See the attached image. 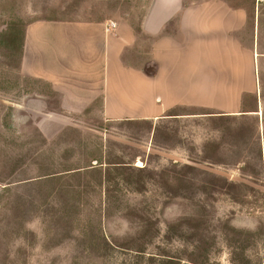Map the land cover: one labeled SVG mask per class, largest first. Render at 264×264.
Wrapping results in <instances>:
<instances>
[{
    "label": "rangeland",
    "instance_id": "374dc122",
    "mask_svg": "<svg viewBox=\"0 0 264 264\" xmlns=\"http://www.w3.org/2000/svg\"><path fill=\"white\" fill-rule=\"evenodd\" d=\"M154 1L0 0V264H264V44L236 116L105 122L22 71L31 25Z\"/></svg>",
    "mask_w": 264,
    "mask_h": 264
},
{
    "label": "crops",
    "instance_id": "0c3cea01",
    "mask_svg": "<svg viewBox=\"0 0 264 264\" xmlns=\"http://www.w3.org/2000/svg\"><path fill=\"white\" fill-rule=\"evenodd\" d=\"M111 24L28 27L22 71L51 90L58 111L160 123L236 116L258 94L264 0H155L139 33Z\"/></svg>",
    "mask_w": 264,
    "mask_h": 264
}]
</instances>
